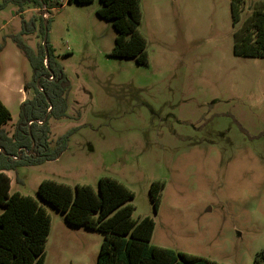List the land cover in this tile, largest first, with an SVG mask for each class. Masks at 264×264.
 <instances>
[{
    "label": "rangeland",
    "instance_id": "1",
    "mask_svg": "<svg viewBox=\"0 0 264 264\" xmlns=\"http://www.w3.org/2000/svg\"><path fill=\"white\" fill-rule=\"evenodd\" d=\"M259 1L245 0L236 22L232 0H142L145 65L110 56L117 32L98 16L100 0L0 8V82L12 113L5 131L14 133L20 88L33 75L15 36L38 53L46 20L71 82L67 117L49 122L52 149L69 135L65 152L8 171L11 192L34 197L51 215L45 264H97L105 235L68 225L38 195L41 182L98 190L102 177L134 192V219H154L151 244L223 264H264V56L234 52L235 33ZM22 21L30 34L21 36ZM155 181L165 183L157 211Z\"/></svg>",
    "mask_w": 264,
    "mask_h": 264
},
{
    "label": "trees",
    "instance_id": "2",
    "mask_svg": "<svg viewBox=\"0 0 264 264\" xmlns=\"http://www.w3.org/2000/svg\"><path fill=\"white\" fill-rule=\"evenodd\" d=\"M49 1L4 0L0 8L8 4L20 8L31 3L43 6ZM95 1L69 0L81 4ZM100 1L102 7L97 11L98 16L111 21L117 32L110 56L132 58L138 64H148V42L139 31L143 18L142 0ZM244 6L245 0H232L236 22ZM42 21L44 42L48 26L46 20ZM22 24L21 36L30 34L26 28L28 22L22 21ZM13 40L32 66L33 78L27 87L34 89V97L21 104L19 121L12 135L5 131L12 120V113L0 99V147L4 150L0 154V209L3 208L0 213V264H45L46 244L52 228L51 215L34 197L11 192V179L5 171L56 160L65 152L69 135L60 137L57 148L52 149L49 122L52 118L61 120L67 117L71 82L64 67L56 61L49 43L50 58L47 60L43 44L35 53L20 36ZM234 52L245 57L264 56V0L259 1L235 33ZM38 121L44 123L39 124ZM13 156H18V159H13ZM164 187L162 181H155L150 187L155 211L160 206ZM38 195L62 212L68 225L105 235L97 264H223L151 244L156 226L154 219L150 216L134 219L135 208L130 201L135 194L117 179L102 177L98 190L89 185L72 187L44 180L38 188Z\"/></svg>",
    "mask_w": 264,
    "mask_h": 264
},
{
    "label": "crops",
    "instance_id": "3",
    "mask_svg": "<svg viewBox=\"0 0 264 264\" xmlns=\"http://www.w3.org/2000/svg\"><path fill=\"white\" fill-rule=\"evenodd\" d=\"M29 10H25L23 13H21V15L26 14ZM33 70V69H32ZM33 78V75H32ZM20 93L22 94V100L21 103H23L25 100L27 99H32L34 97V89L32 87H27L25 86L24 90L22 88H20ZM0 99L2 100V102L9 108V103L11 102V94H10V90H7L4 88V86L2 85V82H0ZM11 123V122H10ZM9 123V124H10ZM8 124V125H9ZM7 125V126H8ZM13 171V170H12ZM5 173L10 177L11 179V185H12V178L9 174L8 171H5Z\"/></svg>",
    "mask_w": 264,
    "mask_h": 264
},
{
    "label": "water",
    "instance_id": "4",
    "mask_svg": "<svg viewBox=\"0 0 264 264\" xmlns=\"http://www.w3.org/2000/svg\"><path fill=\"white\" fill-rule=\"evenodd\" d=\"M47 32H48V31H47ZM43 45H44V47H45L47 60H49V58H50V54H49V50H48V37H47V34H46V36H45V38H44Z\"/></svg>",
    "mask_w": 264,
    "mask_h": 264
},
{
    "label": "built area",
    "instance_id": "5",
    "mask_svg": "<svg viewBox=\"0 0 264 264\" xmlns=\"http://www.w3.org/2000/svg\"><path fill=\"white\" fill-rule=\"evenodd\" d=\"M52 79V77H51ZM41 89V88H40ZM39 124H43L44 122L43 121H38ZM3 149L0 147V154L3 153ZM27 151V150H26ZM13 159L17 160L18 159V156H13Z\"/></svg>",
    "mask_w": 264,
    "mask_h": 264
}]
</instances>
